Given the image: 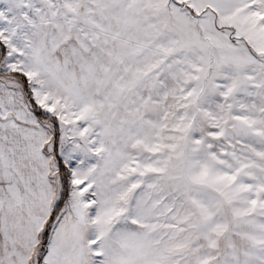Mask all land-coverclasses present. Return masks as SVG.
<instances>
[{
	"label": "snow or ice",
	"instance_id": "6c2138e0",
	"mask_svg": "<svg viewBox=\"0 0 264 264\" xmlns=\"http://www.w3.org/2000/svg\"><path fill=\"white\" fill-rule=\"evenodd\" d=\"M0 264H264V0H0Z\"/></svg>",
	"mask_w": 264,
	"mask_h": 264
}]
</instances>
